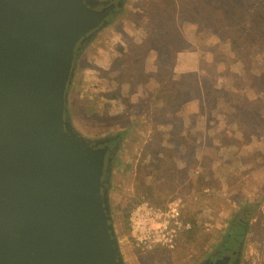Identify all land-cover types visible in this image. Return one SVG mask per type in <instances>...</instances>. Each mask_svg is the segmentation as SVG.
Wrapping results in <instances>:
<instances>
[{"label":"rangeland","instance_id":"1","mask_svg":"<svg viewBox=\"0 0 264 264\" xmlns=\"http://www.w3.org/2000/svg\"><path fill=\"white\" fill-rule=\"evenodd\" d=\"M190 1L123 0L79 60L73 121L92 137L127 139L113 204L130 264H198L217 243L225 246L240 217L247 224L229 245L241 251L240 264H264V91L251 89L262 81L264 49L249 37L229 40L237 19L230 28H204L209 21L189 12ZM249 4L264 16V0ZM249 98L257 99L253 110ZM144 159L153 163L155 194L138 196ZM143 200L163 209L180 203L191 228L174 248L135 246L130 215Z\"/></svg>","mask_w":264,"mask_h":264},{"label":"water","instance_id":"2","mask_svg":"<svg viewBox=\"0 0 264 264\" xmlns=\"http://www.w3.org/2000/svg\"><path fill=\"white\" fill-rule=\"evenodd\" d=\"M121 7L0 0V264H130L113 204L127 139L83 133L71 102L82 53ZM211 253L198 264H240Z\"/></svg>","mask_w":264,"mask_h":264},{"label":"trees","instance_id":"3","mask_svg":"<svg viewBox=\"0 0 264 264\" xmlns=\"http://www.w3.org/2000/svg\"><path fill=\"white\" fill-rule=\"evenodd\" d=\"M249 2L251 0H191L189 3V12L194 14L195 16H199L201 19L202 15H205L204 19L207 22V24L203 25L204 28H210L211 30L213 29H220L222 28H230L232 27L236 21L238 20L239 23H241V26L239 29H236L232 27V29L229 31L230 35H227L229 40L234 43L236 39H241V38H246L249 37L251 42L255 45V47L259 49H264V16L261 15V12H258V10H255L253 6H249ZM197 3H202L204 5V10L202 11V8L198 7ZM223 3L222 6H220ZM242 3L243 8H237V4ZM234 5V6H233ZM230 9V13L222 19L217 18L216 14L217 12L223 11L224 9ZM202 20V19H201ZM216 29V30H218ZM237 37V38H236ZM163 89L160 88L159 92ZM254 90L257 94L260 95L261 92L264 91V74L262 77V81L259 85V87L252 86L251 88ZM264 93V92H263ZM264 95V94H262ZM166 94H162V97H158V100L156 104H160L163 99L165 98ZM263 97V96H262ZM251 98H255L252 97ZM249 98V100L251 99ZM257 99L250 100V103L252 104L251 110L254 109L255 102ZM159 107L160 105H156ZM124 138V132H121L118 134L112 142L115 144H118V142ZM146 158V157H145ZM152 162L146 161V159L142 160L138 164V173L136 177V191L138 196L142 195H154L155 190L153 189V185L150 183L149 179L151 177V170L150 166H152ZM156 204H159L157 200H155ZM130 207V206H129ZM243 217L237 218L235 221H231V226H238L241 225L242 227L246 226V221L242 219ZM125 222L128 220V214L124 216ZM233 226V227H234ZM230 232L226 233V238L228 239ZM223 246V243H217L213 247V251L211 254L217 252L221 247Z\"/></svg>","mask_w":264,"mask_h":264},{"label":"built area","instance_id":"4","mask_svg":"<svg viewBox=\"0 0 264 264\" xmlns=\"http://www.w3.org/2000/svg\"><path fill=\"white\" fill-rule=\"evenodd\" d=\"M190 228L191 224L184 220L178 201L163 209L143 200L130 215L133 242L142 250L172 249L181 233Z\"/></svg>","mask_w":264,"mask_h":264},{"label":"flooded vegetation","instance_id":"5","mask_svg":"<svg viewBox=\"0 0 264 264\" xmlns=\"http://www.w3.org/2000/svg\"><path fill=\"white\" fill-rule=\"evenodd\" d=\"M113 1H116V0H113ZM116 2H118V1H116ZM111 19H112V17L109 19L110 20V22H111ZM113 141V140H112ZM234 226V225H233ZM233 226H231V227H233ZM230 227V228H231ZM235 228V229H234ZM235 231H236V226H234L233 227V229H232V231H231V229H228V231L227 232H230V234H228L229 235V237H228V241H227V243H225V246L224 247H222V248H220L218 251L219 252H223V251H226V250H232V253H234L233 254V259L234 258H236L237 257V255H238V249H234L233 248V246H231L232 245V243H234V244H236V242L238 243L239 241V239H238V236L237 235H235ZM226 232V233H227ZM225 236H226V234H225ZM231 242V245H229V243ZM238 247H240V246H238ZM235 252H237V253H235Z\"/></svg>","mask_w":264,"mask_h":264}]
</instances>
